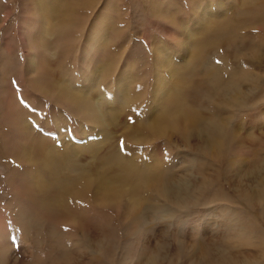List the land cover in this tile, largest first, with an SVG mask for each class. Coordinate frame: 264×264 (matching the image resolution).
Segmentation results:
<instances>
[{
  "label": "rangeland",
  "instance_id": "1",
  "mask_svg": "<svg viewBox=\"0 0 264 264\" xmlns=\"http://www.w3.org/2000/svg\"><path fill=\"white\" fill-rule=\"evenodd\" d=\"M261 166L264 0H0V264H264Z\"/></svg>",
  "mask_w": 264,
  "mask_h": 264
},
{
  "label": "bare ground",
  "instance_id": "2",
  "mask_svg": "<svg viewBox=\"0 0 264 264\" xmlns=\"http://www.w3.org/2000/svg\"><path fill=\"white\" fill-rule=\"evenodd\" d=\"M46 26L44 27V28H42V34H44V33H46L47 31L45 30V28L47 29V23L45 24ZM34 42H36V41H33V46H35V43ZM37 43V42H36ZM38 46H39V44H38ZM37 46V47H38ZM42 46H44V44L43 43H41V47ZM187 51V50H186ZM35 61H34V59H32V62H31V67L34 69V67H35ZM32 71V70H31ZM85 90V89H84ZM40 91H41V88H40ZM43 91V90H42ZM84 92H87V91H84ZM120 92V91H119ZM104 94V96H105V98L107 99V100H110L111 99V96L110 97H108V96H106V93H103ZM12 105H13V108H12V110L14 109L15 111H18V106L16 105V103L15 102H12ZM92 106H93V108L95 109V111L96 112H100V110H99V108H98V106H97V104L94 102V103H92ZM18 115V114H17ZM17 121V120H16ZM14 122V121H13ZM18 129H19V131L21 132L22 130H21V128H20V124L18 125ZM17 129V130H18ZM20 134V133H19ZM20 135H24V134H20ZM207 146L208 147H210L211 149H213V151H214V149L217 147V143H213V142H211V141H208L207 142ZM124 171H126L127 172V175H129V176H133V177H135V174H134V172H133V170H131L130 168H126V169H124ZM260 172H261V174L262 175H264V166H261V170H260ZM251 173V172H250ZM257 174V173H256ZM245 175V174H244ZM254 178V177H253ZM257 179V178H256ZM262 182H264V181H262ZM168 188V187H167ZM105 190H107V187H105L104 188ZM111 189V188H110ZM164 190V189H163ZM167 190V189H166ZM181 190V189H180ZM180 190H178L177 191V189H176V191L175 190H168L167 192H165L166 194V197L167 198H172L173 199V201L174 200H178L179 198H182V197H179L180 196ZM182 191V190H181ZM162 192H164V191H162ZM131 199V198H130ZM129 199V200H130ZM169 201V200H168ZM179 201H180V199H179ZM1 228V227H0Z\"/></svg>",
  "mask_w": 264,
  "mask_h": 264
}]
</instances>
